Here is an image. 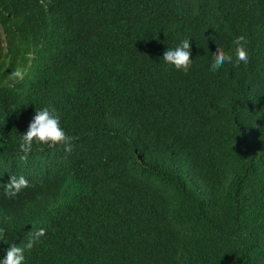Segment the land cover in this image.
<instances>
[{
    "label": "trees",
    "instance_id": "trees-1",
    "mask_svg": "<svg viewBox=\"0 0 264 264\" xmlns=\"http://www.w3.org/2000/svg\"><path fill=\"white\" fill-rule=\"evenodd\" d=\"M45 107L72 151L21 160ZM39 228L25 264H264V0H0V261Z\"/></svg>",
    "mask_w": 264,
    "mask_h": 264
},
{
    "label": "clouds",
    "instance_id": "clouds-1",
    "mask_svg": "<svg viewBox=\"0 0 264 264\" xmlns=\"http://www.w3.org/2000/svg\"><path fill=\"white\" fill-rule=\"evenodd\" d=\"M236 45V62L239 65L241 62L247 65L249 63V51L245 47L247 43L245 37L240 35L233 41ZM164 62L174 66L177 70H181L184 73H188L192 67V47L191 40L184 39L177 47L168 48L162 56ZM233 60L232 55L225 52L223 48L217 47L213 53V62L210 66V71L216 72L226 63H231ZM27 69L24 67H17L12 71L8 78L5 80V84H9V81L16 82L24 79ZM11 86V85H9ZM72 140L65 130L61 127V120L59 114L54 108L45 107L37 110L29 127L25 134L21 135V141L19 143V151L23 153L20 156L21 160H26L28 154L32 151L33 145L43 144L49 147L55 148L58 145L64 147L65 152L70 153L72 151ZM29 187V181L25 176L21 175L16 177L11 176L10 182L7 184L3 194L13 199L24 189ZM3 230L0 229V235ZM46 235L45 228H39L31 232L27 243L21 247L15 243L11 244L8 248L6 256L0 264H25V250L32 249L36 243H38L42 237Z\"/></svg>",
    "mask_w": 264,
    "mask_h": 264
}]
</instances>
